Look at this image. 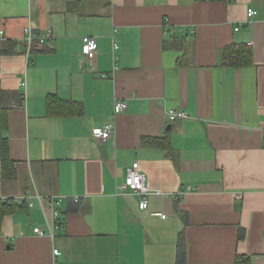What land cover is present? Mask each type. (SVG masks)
Here are the masks:
<instances>
[{"label":"crops","instance_id":"crops-1","mask_svg":"<svg viewBox=\"0 0 264 264\" xmlns=\"http://www.w3.org/2000/svg\"><path fill=\"white\" fill-rule=\"evenodd\" d=\"M0 31V264H264V0H0Z\"/></svg>","mask_w":264,"mask_h":264},{"label":"built area","instance_id":"built-area-1","mask_svg":"<svg viewBox=\"0 0 264 264\" xmlns=\"http://www.w3.org/2000/svg\"><path fill=\"white\" fill-rule=\"evenodd\" d=\"M256 14L257 12H255L254 10L252 9L249 10L248 11L249 19L255 17ZM166 31H167L166 33L169 32V30L167 29ZM25 34L27 38V43L30 46H35L36 44H38L39 46H44L52 37L51 32H48L46 35L38 38L37 35L33 32V30H31L30 28H27L25 30ZM0 37L1 38L4 37L3 31H0ZM112 40H113V50L116 57L117 56L116 54L118 53L120 46L118 41L115 39L114 34L112 36ZM83 42H84V55L86 59L91 62L96 58L99 52V43L96 38L89 36L84 37ZM102 77H106V75H102ZM20 85L24 89L27 88L26 81L22 82ZM127 109H128V104L124 101H117L116 104L114 105L115 114H121L125 112ZM166 115L168 122L171 124L189 118V114L186 111L174 109V108H168L166 110ZM114 132H115L114 126L112 124H106L101 128H95L93 130V137L98 140L107 141L113 136ZM190 189L191 188H189L188 191H190ZM154 193L155 192H153L148 186L147 176L141 170L139 162H135L130 168L127 169V176L125 178V181L123 184L119 186V194L120 195L133 194L137 196L140 199V209L143 212H146L149 207V198ZM183 193L184 191L181 194ZM37 199L40 202L43 203L46 202L51 206L52 219L54 220V222L48 234L42 228H36L34 230V233L37 237H45L46 235H48L52 239H54L58 235L59 230L61 228L58 219L60 217L59 205L63 201V198H55V197L43 198L42 196H38ZM76 201H79V198H77ZM30 206L32 207L33 204H30ZM153 216L162 217L163 214H154ZM54 254L59 255L60 254L59 250H54Z\"/></svg>","mask_w":264,"mask_h":264},{"label":"trees","instance_id":"trees-1","mask_svg":"<svg viewBox=\"0 0 264 264\" xmlns=\"http://www.w3.org/2000/svg\"><path fill=\"white\" fill-rule=\"evenodd\" d=\"M210 1H215V0H210ZM4 163H6V160L4 161ZM4 166H6V164H4Z\"/></svg>","mask_w":264,"mask_h":264}]
</instances>
